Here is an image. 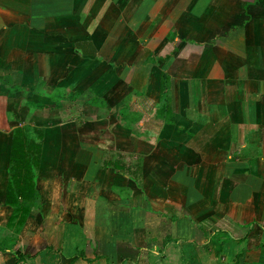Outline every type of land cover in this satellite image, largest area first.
Segmentation results:
<instances>
[{
	"label": "crops",
	"instance_id": "obj_1",
	"mask_svg": "<svg viewBox=\"0 0 264 264\" xmlns=\"http://www.w3.org/2000/svg\"><path fill=\"white\" fill-rule=\"evenodd\" d=\"M19 129L38 192L23 224L5 205ZM36 213L70 231L66 264L117 222L137 232L119 249L264 264V0H0V264L62 262L21 250Z\"/></svg>",
	"mask_w": 264,
	"mask_h": 264
},
{
	"label": "rangeland",
	"instance_id": "obj_2",
	"mask_svg": "<svg viewBox=\"0 0 264 264\" xmlns=\"http://www.w3.org/2000/svg\"><path fill=\"white\" fill-rule=\"evenodd\" d=\"M176 34L177 36L174 39V41L171 43V45L178 48L182 41V34L181 33L179 34L177 30H176ZM39 94L52 96L53 99H51V102L54 103L55 105L56 104L59 105V103L63 101L66 97L71 99L76 96L75 94L73 95V97L70 96L69 91L67 90L64 91V88L63 90L59 89L56 93H49V94L45 93V91L39 90L35 94L37 96V99L39 97ZM80 102L82 105L83 104L82 102L84 101H82L81 99ZM81 105L78 108L80 112L82 109ZM45 216H46L45 214L43 215L39 213L32 215L31 224H29L27 228L25 229V231L21 234V240H20L21 241L20 243L22 244L21 250L23 251L24 249V253H27V252L36 253L48 247L49 250H52L50 251L52 252V254L55 252L56 256L60 257V259L62 260L60 264H63L64 258L66 257L64 254L63 242L65 240H68L67 237L70 231L65 230V229L56 228L53 225H52L53 227L52 226H48V228L45 227L44 226L45 221L49 220V222L51 223V219L47 218V220H45L44 218ZM59 216L64 217L68 221H72L75 224H79L77 221H80L79 218H76L77 220L76 221L74 219L75 216L71 214H67V215L64 214V215H59ZM55 221H58L57 217L53 219L54 224H55ZM124 225L125 223L123 224V223L117 222L113 229H109L107 231L105 230L101 231L100 232L101 239L104 237H107V239L105 240L106 244H103L101 246L100 245L96 246L94 244H91L90 246L89 242L86 241L87 240L86 237H88L89 232L86 230H82L84 231L85 241L79 240L82 243L80 242L81 244L78 247L79 254L77 256L79 257V261L77 262V264H92L88 262L87 260H88V257L94 258V256H96L95 259L97 260L101 259L100 264H111L109 259L107 261H104V258L106 257V255L105 256L102 255L101 257L99 256V254L103 252L110 254V256L113 257L114 264H116L117 262L121 263V258L126 259V257L132 261L131 264H199L200 263L198 260L199 259V255H198L199 245H194L193 243H189V242L185 244L184 241L179 240V239L174 240V242L170 241L169 243H167L166 240L168 239H166L165 240L166 242L163 240L165 244H163V241L158 240L157 244L149 245L143 242V245H144L143 247L142 246L141 248L140 246L135 247L130 244L131 243L130 241H132L133 243L136 241L137 232H135L134 230H130V229H124ZM91 232L93 234V232L95 231L91 230ZM116 235L120 236V239H123V236L124 237L126 236L124 240H127L128 238L130 241L127 243L121 244V245H126V246H122L121 249H119L116 247V245L121 242L119 240H115ZM108 237H111V239ZM101 242H103V240H101ZM80 252H82L84 256L82 255L81 257ZM137 252L139 255H137ZM52 254H50L51 259L52 257H55V254L54 256H52ZM135 259H137V261ZM1 261H4V259H1Z\"/></svg>",
	"mask_w": 264,
	"mask_h": 264
},
{
	"label": "trees",
	"instance_id": "obj_3",
	"mask_svg": "<svg viewBox=\"0 0 264 264\" xmlns=\"http://www.w3.org/2000/svg\"><path fill=\"white\" fill-rule=\"evenodd\" d=\"M13 157L15 162L13 170L15 174L11 179V183L6 195L5 205L11 206L15 210V218H19L20 224L25 222L30 214L32 202L37 200V190L34 175V165L30 157V147L35 144L29 140L24 129H19L13 138ZM30 157V158H29ZM37 162V161H35ZM8 245V241L5 242ZM1 249H3L1 247ZM128 259H123L124 264Z\"/></svg>",
	"mask_w": 264,
	"mask_h": 264
}]
</instances>
